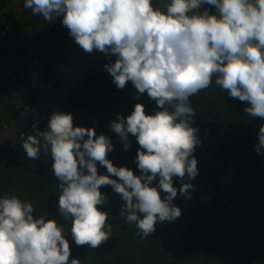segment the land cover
I'll use <instances>...</instances> for the list:
<instances>
[{
	"label": "clouds",
	"instance_id": "clouds-1",
	"mask_svg": "<svg viewBox=\"0 0 264 264\" xmlns=\"http://www.w3.org/2000/svg\"><path fill=\"white\" fill-rule=\"evenodd\" d=\"M23 5L45 21L61 17L84 52L107 58L103 68L117 88L131 82L134 99L146 93L156 105L146 112L137 102L130 114L117 112L108 122L125 151L132 147L130 134L135 137L138 174L108 157L115 149L111 136L97 134L95 122L74 125L71 112L53 110L45 128L36 122L37 131L23 139L28 159L42 150L49 154L58 181V216L71 221L77 246L96 249L112 237L109 211L101 207L108 203L103 186L119 195V216L141 238L181 216L173 201L178 193L192 198L199 174L194 153L202 143L190 97L214 84L247 102L248 116L264 119V0H23ZM257 137L254 149L264 155V123ZM98 164L106 173H98ZM36 211L29 199L0 195V264H81L65 225L47 214L34 216Z\"/></svg>",
	"mask_w": 264,
	"mask_h": 264
},
{
	"label": "trees",
	"instance_id": "trees-1",
	"mask_svg": "<svg viewBox=\"0 0 264 264\" xmlns=\"http://www.w3.org/2000/svg\"><path fill=\"white\" fill-rule=\"evenodd\" d=\"M17 4L13 16L0 20V91L36 64L61 60L79 47L64 51L74 39L61 17L45 21L25 8L23 0H0V16ZM106 60L101 53L76 76L45 111L38 127H46L53 110L71 112L74 125L95 122L97 134L113 138L115 149L108 153L112 162L138 174L135 137L130 134L132 147L125 151L108 122L117 112L130 114L137 102L145 105L146 112L156 105L146 93L139 101L134 99L131 82L117 88L103 68ZM57 73L56 67L43 69L0 101V131L40 100ZM190 100L197 110L193 124L202 140L194 153L199 174L192 181L193 195L185 199L178 193L173 202L181 208V216L158 224L151 236L136 235L135 226L118 214L119 195L103 186L108 203L101 207L109 211L112 237L96 249L77 246L71 239V221L58 216V181L49 154L42 150L37 159H28L21 147L23 139L37 131L33 126L0 147V195L29 199L37 209L34 216L47 214L63 223L72 255L81 264H264V155L254 149L264 119L248 116L247 102L229 97L214 84ZM97 167L98 173H106ZM174 183L179 187L175 178Z\"/></svg>",
	"mask_w": 264,
	"mask_h": 264
},
{
	"label": "water",
	"instance_id": "water-1",
	"mask_svg": "<svg viewBox=\"0 0 264 264\" xmlns=\"http://www.w3.org/2000/svg\"><path fill=\"white\" fill-rule=\"evenodd\" d=\"M101 53L94 51L89 54L80 47L61 60L36 64L10 85L0 91V101L12 90L22 84L26 79L37 72L49 68H58V73L53 82L47 88L45 94L34 105L26 108L21 115L0 131V147L23 134L38 122L45 111L64 90V88L90 64L94 63Z\"/></svg>",
	"mask_w": 264,
	"mask_h": 264
},
{
	"label": "rangeland",
	"instance_id": "rangeland-1",
	"mask_svg": "<svg viewBox=\"0 0 264 264\" xmlns=\"http://www.w3.org/2000/svg\"><path fill=\"white\" fill-rule=\"evenodd\" d=\"M19 8V5H15V6H12L10 8H8L1 16H0V20H6L8 19L9 17L13 16V14L18 10ZM77 44L73 41H71L65 48H64V51H68L74 47H76Z\"/></svg>",
	"mask_w": 264,
	"mask_h": 264
}]
</instances>
